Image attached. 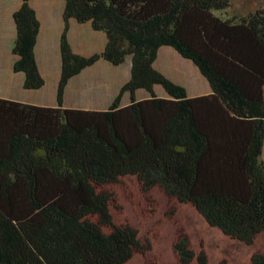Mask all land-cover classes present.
I'll list each match as a JSON object with an SVG mask.
<instances>
[{"label":"trees","instance_id":"obj_1","mask_svg":"<svg viewBox=\"0 0 264 264\" xmlns=\"http://www.w3.org/2000/svg\"><path fill=\"white\" fill-rule=\"evenodd\" d=\"M232 3L66 0L58 106L0 98V264H128L143 247L139 232L115 223V193L104 188L129 176L246 245L264 235V9ZM71 18L106 34L102 54L73 51ZM14 20L13 68L25 73L26 89H39L40 22L29 0ZM164 45L191 59L214 93L190 98L158 71ZM101 57L114 65L132 58L131 79L110 108H63L69 80ZM156 84L171 98L158 97ZM138 89L151 97L137 100ZM126 92L132 103L121 107ZM173 249L181 264H207L187 235ZM249 264H264V251Z\"/></svg>","mask_w":264,"mask_h":264},{"label":"rangeland","instance_id":"obj_2","mask_svg":"<svg viewBox=\"0 0 264 264\" xmlns=\"http://www.w3.org/2000/svg\"><path fill=\"white\" fill-rule=\"evenodd\" d=\"M232 2V7L242 9L244 12L264 9V0H232ZM178 56L180 60L166 58L161 59V62L158 56L156 67L168 74L170 77H167L172 81L176 80V84L180 82L186 85L189 81L185 80L186 77L182 73L199 67L191 59ZM131 67L129 59L119 66L98 59L88 73H80L75 81L74 88L78 101L87 103L90 107L104 106L113 95L116 82L119 84L117 92L131 79ZM85 76L87 78L82 81ZM81 81L83 90L80 89ZM78 89L81 90L82 99ZM165 91L161 87L157 90L159 94L167 93V98H171ZM147 95L145 89L138 94L140 98ZM126 101H129V98ZM84 103L83 105L86 106ZM262 158L264 159V145ZM104 190L115 193L116 200L111 205L115 223H128L139 232L143 247L135 253L128 264H150L154 260L158 264H181L173 249L174 242L181 235L189 237L195 256L200 252L206 254L207 264H221L224 261L228 264H249L254 252L264 251V235H259L254 245H246L225 235L219 228L210 226L193 205L179 202L158 187L148 192L143 191L135 177H125L122 182L107 186ZM189 264L200 263L195 258Z\"/></svg>","mask_w":264,"mask_h":264},{"label":"crops","instance_id":"obj_3","mask_svg":"<svg viewBox=\"0 0 264 264\" xmlns=\"http://www.w3.org/2000/svg\"><path fill=\"white\" fill-rule=\"evenodd\" d=\"M65 3L66 0H30V4L35 9L37 18L40 22L39 34L35 46V56L39 71L45 83L39 89H26L24 87L25 73L22 71L16 72L13 68L18 59V56L13 53V46L17 36L13 15L14 12L22 5V0H3V2H0V98L43 107L58 106L57 93L62 75L60 42L61 35L65 28ZM68 37L73 51L83 56H92L97 53L100 54L104 51L107 44V36L103 31L95 30L92 27L91 22L81 23L74 18L69 20ZM178 55L181 54L173 47L168 45L161 46L158 52L159 62H161V59L166 58H169L170 60H180L181 58H179ZM100 59L107 64H111L103 57ZM128 59L131 67L132 58L129 57ZM156 61L154 63V67H156ZM184 62L186 64H190L187 61ZM91 66L85 68L81 73H88ZM194 68L192 70H186L182 73V75L186 77L185 80L189 81L188 84L184 85L180 82L177 83L186 88L188 97L190 98L212 95L214 90L210 82L201 73L199 68ZM157 70L163 73L166 77L169 76L162 71V69ZM79 74L72 77L66 86L63 108L83 110L109 109L114 99L120 92V89L116 92L119 84L116 82L117 86L114 91V93H116H113V95L107 100V103L105 102L106 104L104 106L90 107L87 103L85 104L83 102L86 105L84 106L82 101H78L74 88L75 81ZM86 78L87 76H85L82 81ZM82 81L80 82V89L83 90ZM160 87L165 91L161 85L156 84L154 86L155 93L158 97L167 98L166 91L165 95L157 92ZM80 89H78V92L82 95ZM141 91H143V89H138L136 91L137 100L150 98L149 93L147 96L140 98L138 94ZM127 93L129 92L124 93L122 97L121 107L132 103L131 94ZM80 98L82 99L83 95ZM128 98L129 101H126ZM100 105H102V103Z\"/></svg>","mask_w":264,"mask_h":264},{"label":"clouds","instance_id":"obj_4","mask_svg":"<svg viewBox=\"0 0 264 264\" xmlns=\"http://www.w3.org/2000/svg\"><path fill=\"white\" fill-rule=\"evenodd\" d=\"M22 1H23V0H22ZM29 3H30V0H29ZM30 5H31V4H30ZM32 8H33V7H32ZM18 9H19V8H18ZM33 9H34V8H33ZM34 10H35V9H34ZM35 12H36V11H35ZM13 18H14V15H13ZM74 19H75V18H74ZM14 21H15V20H14ZM15 25H16V24H15ZM16 30H17V29H16ZM68 32H69V31H68ZM68 38H69V37H68ZM100 54H102V53H100ZM82 56H83V55H82ZM99 59H100V58H99ZM88 67H89V66H88ZM83 70H84V69H83ZM83 70H82V71H83ZM82 71H81V72H82ZM81 72H80V73H81ZM77 75H78V74H77ZM75 76H76V75H75ZM65 89H66V88H65ZM64 95H65V93H64ZM63 101H64V100H63ZM56 107H57V106H56ZM62 107H63V106H62ZM67 109H70V108H67Z\"/></svg>","mask_w":264,"mask_h":264}]
</instances>
